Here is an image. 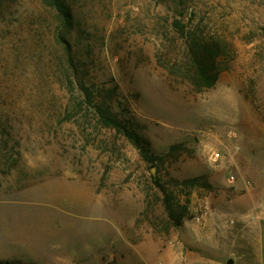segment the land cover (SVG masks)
I'll use <instances>...</instances> for the list:
<instances>
[{"label": "rangeland", "instance_id": "1", "mask_svg": "<svg viewBox=\"0 0 264 264\" xmlns=\"http://www.w3.org/2000/svg\"><path fill=\"white\" fill-rule=\"evenodd\" d=\"M62 1L0 0V264H264V0Z\"/></svg>", "mask_w": 264, "mask_h": 264}, {"label": "trees", "instance_id": "2", "mask_svg": "<svg viewBox=\"0 0 264 264\" xmlns=\"http://www.w3.org/2000/svg\"><path fill=\"white\" fill-rule=\"evenodd\" d=\"M44 4L54 8L57 13L63 14V17L65 20H69V10L68 7L64 5V2L62 0H43ZM64 47L65 54L69 57L70 56V48L66 42H59ZM206 52V51H205ZM202 64V65H201ZM200 65H198V79L203 85L206 87H211L215 81H216V74L209 76L208 73L210 69L202 62ZM96 113L98 114L99 120L102 122V124L105 127L116 129L117 131H124L125 137H127L129 140H131L134 145H136L139 150L144 153L146 151V144L141 138L136 136L135 134L128 132L124 128H122L121 124L113 118L107 111L102 110L101 108L96 109Z\"/></svg>", "mask_w": 264, "mask_h": 264}, {"label": "water", "instance_id": "3", "mask_svg": "<svg viewBox=\"0 0 264 264\" xmlns=\"http://www.w3.org/2000/svg\"><path fill=\"white\" fill-rule=\"evenodd\" d=\"M226 264H232V262L231 261H228Z\"/></svg>", "mask_w": 264, "mask_h": 264}]
</instances>
